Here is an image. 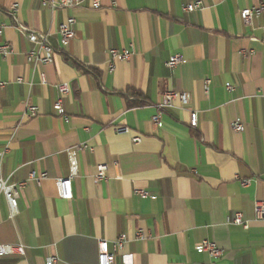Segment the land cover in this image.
Listing matches in <instances>:
<instances>
[{"label":"crops","instance_id":"crops-1","mask_svg":"<svg viewBox=\"0 0 264 264\" xmlns=\"http://www.w3.org/2000/svg\"><path fill=\"white\" fill-rule=\"evenodd\" d=\"M196 1L203 9L186 13ZM263 3L101 0L93 9L83 0L52 10L43 0H0V46L13 51L0 54V176L27 182L15 215L0 195V244L24 245L26 255L0 264H49L54 256L58 264H98L99 241L122 236L115 264H264V219L256 214L264 203V12L249 26L241 18ZM15 7L23 26L49 35L58 51L52 64L27 60L38 47L17 29ZM70 17L75 38L63 48L58 29ZM112 49L134 55L112 59ZM175 55L184 62L170 69ZM168 91L185 94L188 105L159 112ZM59 98L67 119L54 111ZM31 106L38 117L29 118ZM190 111L198 112L196 129ZM124 126L131 134L117 132ZM71 150L78 176L65 201L57 180L71 175ZM99 165L108 167L102 181ZM32 172L47 178L38 184ZM237 213L248 229L230 222ZM206 240L221 258L198 251Z\"/></svg>","mask_w":264,"mask_h":264},{"label":"built area","instance_id":"built-area-1","mask_svg":"<svg viewBox=\"0 0 264 264\" xmlns=\"http://www.w3.org/2000/svg\"><path fill=\"white\" fill-rule=\"evenodd\" d=\"M91 7L93 9H99L101 7V0H89ZM83 3V0H43V5L48 7L52 10H60V9H68L72 10L79 7ZM203 9V2L196 1L195 3H191L185 5L184 11L186 13H193L196 11H200ZM17 7L13 9L10 13L11 16L14 18L17 29L27 36V39L35 44L38 49L31 51L27 55V60L29 62H34L43 65L52 64L54 61L55 56L58 54V51L55 50L49 40V35L39 32L34 29L27 28L23 26L17 19L16 12ZM264 12V3L259 7H254L252 9H245L241 11V18L245 25L249 26L252 23V19L254 15H260ZM76 24V20L74 17H70L65 23L59 26L58 32L60 35V42L63 48L69 46L71 41L75 38V31L74 26ZM4 35V29L0 27V38ZM12 48L9 44L3 43L0 46V54L4 57H7L12 54ZM110 55L112 59H121L123 61H128L134 55V50H123L121 52L117 51L116 49H112L110 51ZM184 62V57L182 55H175L172 56L169 61L166 63V66L170 69H174L181 65ZM110 70H114V66L111 64ZM19 83L22 82V79H17ZM43 83H46L45 77H42ZM209 84V81L206 82V85ZM0 87H4V84L0 83ZM230 90L233 87L228 86ZM60 94L65 97L70 94V89L67 84H61L58 87ZM177 103H180L182 106L188 105V97L185 94H180L174 91H168L163 96V101L156 105V108L159 112H163L166 109L176 107ZM54 111L60 117H64L67 119L66 111L63 105L62 98H59L54 104ZM39 115V109L37 107H29L28 108V116L29 118H36ZM154 123H159L160 117L157 115L153 118ZM199 125V117L197 111H190V127L193 129L198 128ZM232 128L236 132H243L245 127L241 123H234ZM117 132L121 135H129L131 134V129L127 126L118 128ZM134 144H138L141 141V138L136 136L132 139ZM0 153V159L3 158L5 153ZM70 156V164H71V175L67 178L58 179L57 180V187H58V194L62 200L65 201H72L74 199V191H73V180L78 176V164L75 157V152L73 150L69 151ZM113 161L115 165L119 166V157L114 156ZM107 166L99 165L97 167V181H102L106 179V172ZM47 178V175L44 173L42 175H37V173L32 172L30 174V180L37 182L38 184L41 183L44 179ZM242 186L247 187L250 184L249 180H242ZM27 185V182L23 183H11L8 180H4L0 176V195H4L10 208L12 214L15 215L18 209V200L20 190L24 189ZM137 193L142 196L143 198L149 197V194L145 191H137ZM256 214L258 219H264V203L257 202L256 203ZM234 225H239L248 229L249 225L246 222L242 215L237 213L230 221ZM136 238L138 240L145 239L144 231H138ZM127 239L126 236H122L118 241L111 245L108 241L101 240L99 241V248H98V264H115V253L119 250L124 248ZM198 251L201 253H207L214 259H219L223 255L222 249H220L215 243L211 241H203L198 246ZM26 255V247L24 245H6L0 244V258L7 257V256H25ZM49 264H58L59 259L57 257H51L49 259Z\"/></svg>","mask_w":264,"mask_h":264}]
</instances>
